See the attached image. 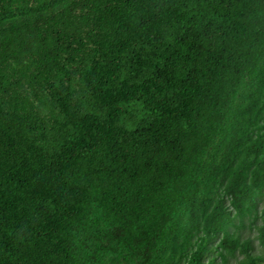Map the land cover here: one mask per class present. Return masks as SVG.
<instances>
[{
	"label": "trees",
	"instance_id": "obj_1",
	"mask_svg": "<svg viewBox=\"0 0 264 264\" xmlns=\"http://www.w3.org/2000/svg\"><path fill=\"white\" fill-rule=\"evenodd\" d=\"M0 264H264V0H0Z\"/></svg>",
	"mask_w": 264,
	"mask_h": 264
},
{
	"label": "rangeland",
	"instance_id": "obj_2",
	"mask_svg": "<svg viewBox=\"0 0 264 264\" xmlns=\"http://www.w3.org/2000/svg\"><path fill=\"white\" fill-rule=\"evenodd\" d=\"M244 230H245L246 233L251 232V230L248 227H246ZM250 234L254 235L255 234V231L253 230V232L250 233ZM255 243H258V240H255Z\"/></svg>",
	"mask_w": 264,
	"mask_h": 264
}]
</instances>
